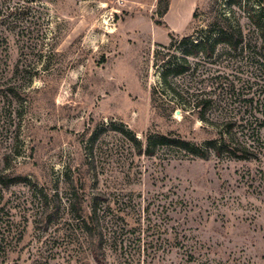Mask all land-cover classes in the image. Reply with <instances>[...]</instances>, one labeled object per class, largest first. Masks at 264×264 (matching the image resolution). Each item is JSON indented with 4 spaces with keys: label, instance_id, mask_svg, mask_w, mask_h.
Wrapping results in <instances>:
<instances>
[{
    "label": "rangeland",
    "instance_id": "374dc122",
    "mask_svg": "<svg viewBox=\"0 0 264 264\" xmlns=\"http://www.w3.org/2000/svg\"><path fill=\"white\" fill-rule=\"evenodd\" d=\"M227 2L0 0V178L22 180L0 184V264H264V146L254 161L145 155L148 138H218L222 107L250 118L244 98L264 117V71L223 46L163 81L217 15L261 44L247 20L258 0ZM74 194L84 217L96 209L98 239Z\"/></svg>",
    "mask_w": 264,
    "mask_h": 264
},
{
    "label": "trees",
    "instance_id": "16d2710c",
    "mask_svg": "<svg viewBox=\"0 0 264 264\" xmlns=\"http://www.w3.org/2000/svg\"><path fill=\"white\" fill-rule=\"evenodd\" d=\"M239 2L241 3V0H228L227 4L231 8V5L240 4ZM258 3L262 8L258 12L249 10L247 20L254 28V32L260 35L261 44L254 42L250 34H245L240 21H232L234 12L217 15L215 22L210 25V30L201 37L200 42L186 44L189 41L187 39L184 40V46H188L186 58L163 74L165 85L169 89L171 88L168 84V77L171 73L180 77L191 70L192 67L191 63L188 62V57L196 58L202 56L205 59L212 60L220 46H223L224 54L245 56L247 61L252 62L257 67L256 69L259 68V71H264V0H258ZM193 18H196V13ZM224 94L237 101L239 100V102L243 99V95L240 94L234 84H231L229 91H225ZM213 101L212 99L197 100L193 113L198 114L201 122L208 123L206 114L207 111L213 108ZM258 102L259 100L256 101L255 98H244L245 110L250 114V118L247 120L244 118V114L240 117L237 114L234 117L232 116V103L228 104L229 109L227 106L222 107L219 120L221 129L218 133L219 137L214 140H209L203 145H196L172 135L161 136L155 140L148 138L146 140L145 155L152 157L155 156L156 150L159 148L173 147L189 156L204 161H208L213 157L235 161L258 160L261 155V149L264 146L259 135L260 127L258 126L260 123L264 126V117H256V113L259 110ZM133 141L138 150V155H142L144 153V144L134 140V138ZM20 181H22L20 178L11 180L0 178V184L5 188L20 183ZM73 197L70 204L73 215L84 226L91 240L98 239L96 209L93 210L91 215L84 217L82 201L79 200L77 194H74ZM101 239L102 235H100V241Z\"/></svg>",
    "mask_w": 264,
    "mask_h": 264
},
{
    "label": "water",
    "instance_id": "95a60500",
    "mask_svg": "<svg viewBox=\"0 0 264 264\" xmlns=\"http://www.w3.org/2000/svg\"><path fill=\"white\" fill-rule=\"evenodd\" d=\"M179 114H180V112L178 111V112H177V115H179Z\"/></svg>",
    "mask_w": 264,
    "mask_h": 264
}]
</instances>
